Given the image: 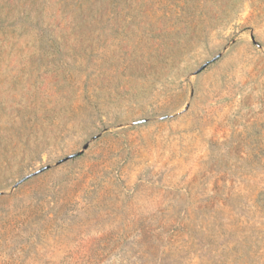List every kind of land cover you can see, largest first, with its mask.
<instances>
[{
	"label": "rangeland",
	"instance_id": "1",
	"mask_svg": "<svg viewBox=\"0 0 264 264\" xmlns=\"http://www.w3.org/2000/svg\"><path fill=\"white\" fill-rule=\"evenodd\" d=\"M0 264H264V0H0Z\"/></svg>",
	"mask_w": 264,
	"mask_h": 264
}]
</instances>
